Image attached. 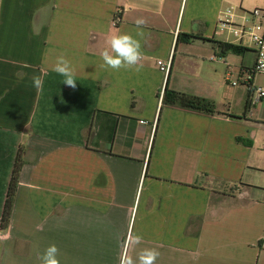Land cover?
Listing matches in <instances>:
<instances>
[{
  "label": "crops",
  "instance_id": "0c3cea01",
  "mask_svg": "<svg viewBox=\"0 0 264 264\" xmlns=\"http://www.w3.org/2000/svg\"><path fill=\"white\" fill-rule=\"evenodd\" d=\"M248 1L223 25L234 0H0V264H40L52 244L60 264H120L145 248L156 264H264V99L249 91L257 52L244 31L264 0ZM122 33L141 42L140 72L103 63ZM61 55L75 89L53 71ZM166 86L216 112L165 105ZM130 234L141 243L127 247Z\"/></svg>",
  "mask_w": 264,
  "mask_h": 264
},
{
  "label": "clouds",
  "instance_id": "9594fccd",
  "mask_svg": "<svg viewBox=\"0 0 264 264\" xmlns=\"http://www.w3.org/2000/svg\"><path fill=\"white\" fill-rule=\"evenodd\" d=\"M136 25V36H143V28L146 26L147 21L143 18H137L134 21ZM109 48L104 49L100 55L103 63L108 68L119 71L121 69L134 70L140 72L143 68V52L142 45L139 39L131 34L122 33L112 35L108 40ZM260 68L264 71V61L261 62ZM53 71L64 79L62 83L76 88V73L71 62L63 55L58 56L53 66ZM32 86L37 90L43 89V79L40 76H33ZM142 241V237L138 234H130L126 241L127 247H135ZM160 253L155 248L142 249L136 260L123 255L120 259V264H156ZM59 248L55 245H49L44 252L38 257L40 264H60Z\"/></svg>",
  "mask_w": 264,
  "mask_h": 264
},
{
  "label": "trees",
  "instance_id": "16d2710c",
  "mask_svg": "<svg viewBox=\"0 0 264 264\" xmlns=\"http://www.w3.org/2000/svg\"><path fill=\"white\" fill-rule=\"evenodd\" d=\"M185 37L187 39L197 38V36H193V35H185ZM217 45L222 50V52L232 51L234 53L241 54L243 51L247 50V48L245 47L237 46L234 44H228L224 42H217ZM255 74L257 73L255 72L252 73L253 76ZM163 103L165 105H172V106L177 105L182 108L191 109L194 111H200L209 114H214L216 112L215 105L211 101L171 90L169 89L168 86H166L164 90ZM24 165H25L24 148L21 146L15 159L14 168L12 171L10 183L6 194V201L1 218V229L3 230L9 227L11 221L12 212L20 183L21 173L23 171Z\"/></svg>",
  "mask_w": 264,
  "mask_h": 264
},
{
  "label": "built area",
  "instance_id": "2783aa9c",
  "mask_svg": "<svg viewBox=\"0 0 264 264\" xmlns=\"http://www.w3.org/2000/svg\"><path fill=\"white\" fill-rule=\"evenodd\" d=\"M250 16L252 18H258V17H264V10L255 8L251 13ZM235 19V14L233 12V9L230 8L226 10L224 13V18H221L220 23L225 24L226 22H231ZM119 21L118 16L114 20V24L117 25ZM248 22V21H247ZM248 31V35L250 37V40L252 44H254L257 52V60L254 68L255 73H263L264 71L261 70L260 65L261 62L264 61V25L261 23H256L253 26H249L247 29L244 28V31ZM158 65L160 67V70L165 73L166 75L169 73L170 65L165 64L163 61H159ZM237 82H234L233 85H237ZM249 91L252 94L253 100H260L264 99V88L261 86H258L256 82L253 80V78H250L247 81ZM164 95V94H163ZM142 123H145L142 121Z\"/></svg>",
  "mask_w": 264,
  "mask_h": 264
},
{
  "label": "rangeland",
  "instance_id": "374dc122",
  "mask_svg": "<svg viewBox=\"0 0 264 264\" xmlns=\"http://www.w3.org/2000/svg\"><path fill=\"white\" fill-rule=\"evenodd\" d=\"M242 1L243 0H234V2L236 3L235 5H237L236 8L232 7L235 16H236L237 13L238 14H241V12H242L241 9H240V6H241ZM246 2H249V1L246 0ZM247 11H251L252 12L253 10L250 9V10H247ZM246 16L248 17V22H246V20H245L244 21V25L247 26V27L253 26L254 25V22H255L254 19L250 16V14H246ZM236 82L238 83V88H244L245 87V85L242 83V80L239 79ZM256 84L258 86H261V87L264 88V74L263 73H257Z\"/></svg>",
  "mask_w": 264,
  "mask_h": 264
}]
</instances>
